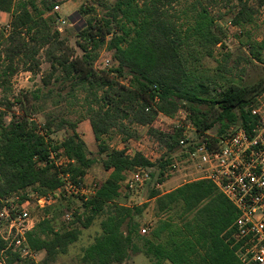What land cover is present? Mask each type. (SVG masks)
<instances>
[{
	"label": "trees",
	"instance_id": "1",
	"mask_svg": "<svg viewBox=\"0 0 264 264\" xmlns=\"http://www.w3.org/2000/svg\"><path fill=\"white\" fill-rule=\"evenodd\" d=\"M67 1L0 0V12L10 15L11 25L0 42V91L6 94L0 99V198L19 195L25 200L30 190L39 196L51 195L63 187L61 175H68L81 187L88 172L100 162L107 178L90 196L75 194L81 197L83 212H76L72 223L89 229L100 220V233L83 250L82 264H123L142 252L155 264H241L233 239L238 211L207 180L152 194L160 215L180 207L182 223L169 217L152 230L151 239L141 238L137 217L147 206L129 207L116 200L127 190L131 171L156 164L140 152L131 156L125 149H111L104 137L116 129L129 141L136 137L134 127H149L150 136L165 152L158 166H170L183 131L155 128L159 115L172 118L185 109L200 135L218 126L216 135L221 136L231 125L247 126L250 122V107L264 92V78L250 86L231 82L222 86L189 70L183 47L193 45L200 53L213 56V49L227 34L209 7L193 5L192 23L180 24L175 6L181 0H98L106 14L87 20L79 44L83 55L77 56L55 27L58 18L48 16L55 5ZM254 2L258 8L264 7V0ZM237 3L233 25L254 23V5L249 0ZM94 11L91 7L84 12ZM247 47L251 59L264 65V39H249ZM104 48L113 53V66L99 72L95 64ZM42 58L50 64V72L43 78L45 86L60 74L57 79L71 82L70 95L76 98L78 92L85 94L101 158L92 155L75 123L50 118L40 126L34 120L32 115L39 111V103L51 99L53 90L47 94L40 90L25 92L15 96L13 102L9 100L14 76L21 70L37 75ZM204 104H210L211 110L218 109V115L213 118L210 111L202 110ZM15 106L21 113L8 120ZM65 127L72 133L61 144H54L50 136ZM61 148L74 163L57 169L49 156ZM52 209L50 206L44 211V217L28 234L30 247L46 253L42 264H54L67 254L82 231L79 227L56 229Z\"/></svg>",
	"mask_w": 264,
	"mask_h": 264
},
{
	"label": "rangeland",
	"instance_id": "2",
	"mask_svg": "<svg viewBox=\"0 0 264 264\" xmlns=\"http://www.w3.org/2000/svg\"><path fill=\"white\" fill-rule=\"evenodd\" d=\"M249 1L250 4H255L254 0ZM237 4V0H181L180 3L175 6V11H177V15L180 16V24L192 23L190 17L195 14L193 5H197L198 8L209 7L211 15L224 28L227 35L223 43L213 49V56L206 55L204 52L200 53V50L193 45L182 48V55L189 70L194 71L199 78H211L219 82L222 86H226L230 82L236 83L239 86H250L264 78V65L251 59L247 47L249 39L258 42L264 39V7L258 8L254 5V8L257 10L254 23L245 26H235L233 25V16L237 10ZM91 7L94 8L95 11L86 14L84 11L89 10ZM105 14L106 10L99 4L98 0H68L61 4L59 13L55 14L53 11H50L48 16H52V18H62L67 21L63 28V32H61V37L68 40L77 56H82L83 51L79 44L82 41L81 31L86 27L87 20L94 16L99 18ZM3 27L4 21L0 18V42L3 36H7V34L2 31ZM55 27L58 28V21H56ZM239 30H241L242 33H239ZM112 57L113 53L104 48L99 60L95 64L96 69L99 72L102 70H109L113 66ZM49 72L50 64L43 58L41 70L37 75L21 70L12 80V92L8 94L9 100L13 102L15 96L25 92L40 90L42 94H47V92L53 90L54 93L51 99L46 103H44V101L39 103V111L32 115L34 120L40 126H43L50 118H56L57 120L63 119L75 123L78 133L86 142L92 155L97 159L101 158L98 154L97 143L94 140L92 126L87 115V106L84 101L85 94L83 92H78L76 98L70 95L69 89L71 82L57 79L61 77L60 74L52 80L50 85L45 86L43 78L47 76ZM5 96L6 94L0 91V99ZM214 96L218 95L215 93ZM12 110L13 113L7 116L8 120H10L13 115H19L21 113L19 106L13 107ZM202 110L210 111L213 118L219 113L218 109L211 110L210 104H204ZM172 122L173 121L165 115H160L154 127L166 132L173 127ZM134 129H136V137L129 141H125V139H123L124 136L119 134V131L116 129L111 131L104 139L111 149H125L131 156L137 152H141L157 160V158H161L165 155V152L156 146L154 140L150 136L149 127H134ZM217 130L218 126L200 136L194 134L193 131L189 134L193 139L199 140L206 136L216 135ZM71 133V129L65 127L62 130L54 131L50 136V140L54 144H61ZM175 153V158L179 161L177 156L178 152ZM155 164V167L150 168L152 175L142 189L136 192H130L125 189L123 195L116 200L117 203L129 207L147 206L142 215L137 217L141 225V235H139L141 238H152V231H150V233L148 231V233L145 234L142 232L144 229L148 230L151 217L159 218L158 222L170 217L173 218L176 223H182L180 218V207L160 215L156 208V202L151 198L152 194L155 192L164 194L183 185L182 176L179 173L172 172L169 165L161 168L158 166V161H155ZM107 176L108 173L104 171L101 163L97 162L84 179L83 187L86 188L85 195L90 196L95 187L100 182L104 181ZM79 194L84 195L83 193ZM29 195L33 196L38 194L30 190ZM55 198L56 202L51 206V208H54L51 210V214L56 216L54 222L56 229L60 230L66 227L72 229L77 227L81 228L79 223H72L73 220H75V213L79 212V214H81L83 212L80 195H75L73 192H70L69 196L65 198L64 194L61 192ZM67 206L70 209L67 210ZM46 209L35 211L34 219L36 223L44 217V211H46ZM67 213L72 214L70 220H67L65 217ZM81 230L79 241L69 248L67 254L61 255L54 264H82L83 250L89 246L100 233V220H96L89 229L81 228ZM137 242L141 244V241L138 239ZM44 254L46 253L44 252L40 256V260L44 259Z\"/></svg>",
	"mask_w": 264,
	"mask_h": 264
},
{
	"label": "built area",
	"instance_id": "3",
	"mask_svg": "<svg viewBox=\"0 0 264 264\" xmlns=\"http://www.w3.org/2000/svg\"><path fill=\"white\" fill-rule=\"evenodd\" d=\"M60 10L61 5L57 4L52 11L57 14ZM57 21L58 31L63 32L67 21L62 18ZM2 31L8 35L11 25L5 24ZM168 118L173 121L172 128L183 131L176 151L179 161L174 155L170 169L182 176L184 184L207 180L217 187L238 211L233 239L240 263L264 264V92L251 105L247 126L231 125L221 136L193 139L189 134L191 131L197 136L200 133L190 122L185 109ZM155 144L160 148L157 142ZM141 154L152 164L160 159ZM49 161L57 169L74 163L63 149L51 151ZM151 173L150 168L136 167L127 180V190L142 189ZM61 177L63 187L51 195H28L25 200L19 195L0 198V264H41L44 260H40L44 252L33 250L28 242L29 232L36 226L35 211L52 206L61 192L66 198L70 192L85 195L86 191L83 185H74L68 175ZM65 217L70 220L72 214L67 213ZM143 233L148 230L144 229Z\"/></svg>",
	"mask_w": 264,
	"mask_h": 264
},
{
	"label": "crops",
	"instance_id": "4",
	"mask_svg": "<svg viewBox=\"0 0 264 264\" xmlns=\"http://www.w3.org/2000/svg\"><path fill=\"white\" fill-rule=\"evenodd\" d=\"M0 18H2V20L4 21V25L5 24H8V23H10V15L9 14H7V13H4V12H0ZM92 132H93V130H92ZM94 135V134H93ZM94 140H95V137H94ZM96 142V141H95ZM154 201H155V199H153ZM159 219V218H158ZM157 218H152L151 217V223H150V226H149V228H148V231H149V233H150V231H152L156 226H157V224L159 223ZM163 220V219H162ZM155 221V222H154ZM142 232H143V230H142ZM165 235V234H164ZM151 239V238H150ZM45 256H46V254H44ZM45 258V257H44ZM123 264H155V262H154V260L151 258V257H149V256H147L145 253H139V254H137V255H134V256H132L131 257V259L128 261V262H126V263H123ZM162 264H171L170 262H168V261H165V262H163Z\"/></svg>",
	"mask_w": 264,
	"mask_h": 264
}]
</instances>
